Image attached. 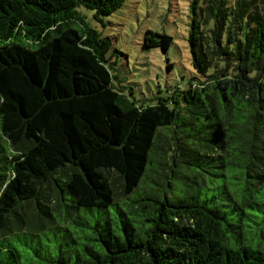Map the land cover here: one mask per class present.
Masks as SVG:
<instances>
[{"label":"trees","instance_id":"trees-1","mask_svg":"<svg viewBox=\"0 0 264 264\" xmlns=\"http://www.w3.org/2000/svg\"><path fill=\"white\" fill-rule=\"evenodd\" d=\"M126 1L0 0V264H264V0H190L194 75L146 106L80 12Z\"/></svg>","mask_w":264,"mask_h":264},{"label":"rangeland","instance_id":"rangeland-1","mask_svg":"<svg viewBox=\"0 0 264 264\" xmlns=\"http://www.w3.org/2000/svg\"><path fill=\"white\" fill-rule=\"evenodd\" d=\"M189 2L127 0L120 9L103 18V27L92 20L90 11L80 8L89 25L108 37L116 49L112 72L117 81L113 83L122 87L125 95L137 104H156L158 97L166 98L174 88H184L194 75L187 42ZM146 30L172 38L165 53L158 47H143ZM167 64L172 65L171 69H167ZM113 181L120 192V181L117 177Z\"/></svg>","mask_w":264,"mask_h":264}]
</instances>
